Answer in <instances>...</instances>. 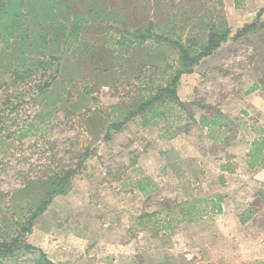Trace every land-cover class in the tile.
<instances>
[{"label": "rangeland", "instance_id": "rangeland-1", "mask_svg": "<svg viewBox=\"0 0 264 264\" xmlns=\"http://www.w3.org/2000/svg\"><path fill=\"white\" fill-rule=\"evenodd\" d=\"M29 1L35 11L23 18L32 30L28 39L30 53L22 54L25 48L15 35L9 50H4L0 44V238L4 233L12 234L15 223L26 222L31 217V212L46 196L54 174L75 170L71 191L56 196L47 211L35 220L32 231L26 234L28 242L35 247L48 249L61 238L67 240L64 233H71L70 239L80 247L76 264H80V260L85 264H96V260L102 264L98 261L111 256L115 258L106 263H115L120 252L133 255L136 248L137 258L141 257L144 259L141 263L146 264H161L169 255L172 264H185L186 253L195 255L194 260L201 264L206 254L209 255L208 246L213 251L208 258L211 264L254 263L255 254L264 257L261 251L264 250V214L259 218L255 212L259 183L264 182V174L254 178L245 172L246 166L230 158L229 163L238 166L236 171L225 174L227 186L217 185L213 190L211 184L225 155L221 157L219 152L213 163L199 164L190 158V163L185 164L192 172L190 184L178 183L171 174L161 175L151 183L141 181L144 185L161 184L148 201L163 199V210H166V203L173 201L171 197H177L178 203L189 197L196 199L193 201H213L221 194L226 196L223 211L212 214L211 203H203L199 206L200 218L196 223L181 222L183 212L178 209L174 215L161 212L160 216L151 221L146 219L140 225L123 211L130 188L137 189L135 180H130L128 174L138 164V155L148 146L147 142L150 145L156 142L161 128L154 123L156 120L144 125L146 119L138 116L122 130L111 131L110 138L106 139L112 123L122 121L131 106L135 108L142 100H147L158 85H165L166 77L175 70L168 65L177 68L178 51L166 42L158 43L153 39L139 45L140 40L133 32L151 27L154 34L181 40L198 50L207 40L212 23L219 29L227 25L233 35L237 26L256 21L258 12L264 9V0H241L240 7L236 0ZM29 8L26 6L21 12L26 15ZM81 13L87 21L72 33V21ZM257 23L256 33L223 44L210 59L201 61L198 66L201 72L210 75L197 80L194 91L181 90L180 98L185 103L211 105L217 110L228 104L234 115H239V100L245 87L261 78L259 70L264 68L254 50L256 43H264V14ZM41 27H46L44 34L48 43L45 45L39 42ZM35 30L38 33L33 34ZM130 40L134 44L130 45ZM44 54L48 60L52 58L54 65H60V72L55 85L38 96L39 86L49 82L57 68L53 66L46 73L42 66L33 67ZM16 67L21 71L24 67L34 68L37 72L33 70L16 81ZM165 69H169L167 73ZM255 70L258 76L252 73ZM195 104L193 109H197ZM177 110L169 113L174 125H177ZM184 115L180 122L182 127L193 126L195 121L187 109ZM190 142L196 145L195 136ZM156 151L153 147L145 151L144 155H149L147 161L158 162ZM191 151L190 155H195L196 151ZM201 165L205 171H211L209 177L201 175ZM189 189L196 192L185 191ZM116 211L120 212L115 214ZM243 213L252 214L254 222L250 219L247 224L242 223ZM110 218L117 220L115 225H120L113 230L112 239L97 241V236L107 229L104 224L111 223L107 221ZM165 218L172 221V228L165 227L163 222L159 227L155 224ZM161 227L167 233L175 230L177 235L178 229L189 236L179 256L177 244L183 245L184 238L179 237L177 241L175 234L162 238V234L167 235ZM65 228H69V232ZM109 248L117 252H109ZM37 256L35 253L17 255L5 262L33 264ZM123 258L121 256L119 264H125L127 259ZM261 261L264 264V260Z\"/></svg>", "mask_w": 264, "mask_h": 264}, {"label": "crops", "instance_id": "crops-1", "mask_svg": "<svg viewBox=\"0 0 264 264\" xmlns=\"http://www.w3.org/2000/svg\"><path fill=\"white\" fill-rule=\"evenodd\" d=\"M246 23L247 22H245L244 25ZM241 27L242 26L239 25L237 26V29ZM254 50H255V56L256 55L257 57L259 56L260 61L264 63V43L262 42L256 43V48ZM212 56L207 57L205 60L210 59ZM204 62L202 64H204ZM198 66L195 68L194 72L182 75L178 87L179 97L182 89H186V90L191 89L194 91L197 86V82H196L197 80H204V77H206V75L207 78L209 77L210 74L207 73L206 71L201 72L202 69L199 68ZM255 72L256 70L252 73L258 76L257 72L256 73ZM259 72L261 74L260 76L261 78H259L253 84L247 85L248 86L247 88L245 87V92L242 94L243 98L241 97V101L239 100V115H234L233 113L234 110L231 109V107L228 104L226 105L223 104V106L218 107L221 113H223L226 116L225 123L230 125V127L225 128L226 134L229 133L228 134L229 139L226 140V137H222V140H224V138L226 140L224 143H222L220 141L221 138L218 137L220 133L219 130H217V128L209 129L207 126L204 128L200 125L201 116L204 115L205 112L199 109L198 107H196L197 109H193V107L195 106H193L192 103L187 104L181 98L180 99L182 100V102H184L186 105L185 107L187 109L188 114L191 115L195 121V124L193 126H189L188 131L186 130L180 131V127L183 126V124H181L180 122H182L183 118L186 117V115H184L186 111L180 109L177 110V125H174L175 124L174 121L173 122L169 121V123H167L164 120V118L156 119V122L154 123L159 125L161 128V130H159L160 133L156 142L151 145L150 143L147 142L148 146L145 145L144 146L145 148L142 149L143 154L141 153L140 155H138L139 156L138 164L136 165L135 168L129 170L128 176L130 177V180L132 181L135 180L134 184L135 187L137 188L134 189L131 187L129 190L130 193L127 199L124 201L125 204L124 208H126V210L123 209V211L126 212L127 214L126 216L129 217L130 220H135L136 223H139L140 222L139 218L143 214L146 213L152 214L157 212L161 213L163 212V208H164L162 204L164 202L163 199L161 201H154L153 203H151L150 200L148 201V199L153 195V193L157 190V188H159L161 184L157 185L156 183H153V185H149V184L144 185L143 183L142 186L144 190H141L138 182L148 180L151 183L153 181H156V178L161 175L171 174L173 179H176V181L178 180V183L182 182V183L190 184L192 180L191 179L192 172L189 168L185 166V164L190 163V158H192V160L195 159L196 161H199L198 162L199 164L203 161L207 163L208 162L213 163L216 154L218 155V153L221 152V157L222 155H225L224 158L222 159V162L219 163V167H218L219 173L215 174L216 178H214V182H213L215 186L211 184L213 190L216 189L215 187L217 185H219L221 188L227 186L226 185L227 183H225V177H224L225 174H227L228 171L229 172L236 171L238 166L236 163L232 166L231 163H229L230 158L235 161L238 160L241 163V166L242 165L244 167L246 166L245 172L251 173L254 176V178H258L261 174H264V164L262 166H257L256 168L251 169L249 167V159H248V154L251 150L252 143L255 141V139H259L260 131L264 129V68L263 71L259 70ZM243 79L244 81L246 80L244 76ZM149 122L150 121L144 122V125L146 123H147L146 125L151 123ZM194 136H195L196 145L192 146L190 141ZM149 147H153L155 150H157L155 153V158L157 159L158 162L151 163L147 161L148 160L147 157L149 155H144V153L145 151L146 152L148 151ZM191 149H194L196 151L195 155H190L192 153ZM202 158H204V160ZM203 167L204 166L201 165L199 169L201 171V175L209 177L211 171L209 170L205 171V168ZM219 181L221 182V184L219 183ZM259 184H260L258 189L259 200L257 201L258 203L257 210H255V212L258 213L257 216H259L260 214L262 215L264 214V210H263L264 203L262 202L259 196L260 192L262 191V185H264V182L261 181ZM192 190L196 192V189H191V190L189 189L185 191H192ZM216 192L223 193V191H216ZM171 198H173L171 204L177 202L176 200L177 197L175 198L171 197ZM192 200H196V199L193 198L191 199L189 197L188 199H185V201L183 202L192 201ZM183 202L180 201L179 203H183ZM123 211H121V213H123ZM119 212L120 211H116L115 214H118ZM109 214H114V213L109 212ZM259 218H261V215L259 216ZM117 220H119L118 217ZM117 220L113 221L111 218L107 219V221L111 223L104 224V226L107 229H104L102 231L103 235L101 236L98 235L96 240L97 241L105 240L106 242L107 239L109 240L112 239L111 234L114 232L113 230H115L116 225H120V224L115 225L114 222H117ZM249 221H247L244 224H247ZM252 221L254 222L253 219H251L250 222ZM183 223H187V222H183ZM187 224H191V223H187ZM150 227L152 228V226ZM157 230L159 229L157 228ZM160 230H163V233L167 235L164 236L162 234L161 236L162 238L168 237L169 235H174L176 233L175 230L174 232L170 231L169 233H167V231H165L162 227ZM65 231L69 232V228H65ZM181 231L177 229V235L175 234V236H177V241L179 237L184 238L183 245L181 243L177 244V256H179L178 255L179 252L189 241V236L185 234L183 235ZM65 234L67 235V240L61 238L58 241L54 242L53 247L49 246L48 249L45 247H41V248L45 251V253L49 256V258L57 264H76L75 263L76 257H78V255L80 254L79 252L80 247H78V245L70 239L71 233L69 234L64 233V235ZM156 248L157 246H155V249ZM208 250H209V255L206 254L205 260L203 261L204 263L201 261V264H211L212 261H210L209 263L208 260V258L212 257L213 255L211 246H208L207 251ZM127 251H129V249H127ZM261 251L264 252V250ZM109 252H117V251L115 249L109 248ZM128 253L129 252L126 253L120 252L117 255L118 260L115 261V263L114 261L112 263H106L107 260H113L115 258L113 256H111V258L107 257L106 260L104 261L99 260L98 262H101L102 264H119L118 261H120L119 259L122 256L125 257V259L123 258V260L127 259L125 264H128L127 261H129V264H146L145 262L141 263V261H143L144 259H140L141 257H139V259L137 258V254H138L137 248L134 249L133 253H131L133 255H128ZM106 254L108 255L110 253H106ZM194 256L195 255L193 254L186 253L184 255V258H186V260L183 259L185 264H198V262L194 260ZM252 259L255 260L256 262L254 263L248 262L244 264H261L262 263L261 260H264V257H262L260 254H255V259L254 258ZM191 260H193V262H191ZM171 261L172 260L169 255V259L165 257V259H162L163 263L161 262V264H172ZM80 264H85L84 260H80ZM96 264H98L97 260H96Z\"/></svg>", "mask_w": 264, "mask_h": 264}, {"label": "trees", "instance_id": "trees-1", "mask_svg": "<svg viewBox=\"0 0 264 264\" xmlns=\"http://www.w3.org/2000/svg\"><path fill=\"white\" fill-rule=\"evenodd\" d=\"M241 0H236L237 7H240ZM30 6L28 12L23 14L21 12L22 8ZM35 8L32 7V4L29 0H0V44L3 45L4 50H9L12 46V39L14 35L16 38H19L21 41L23 48L22 54L26 55L30 53V45L29 37L31 36L32 30L28 25L25 24V17H29L30 14L34 13ZM61 13V12H60ZM62 14V13H61ZM264 14V9H261L258 14L256 21L251 23H246L241 28L237 29L236 33L232 35V29L226 25L225 28L219 29V27L212 23L210 26V32L208 34L207 40L198 47V50H194L188 45L181 42V40H174L165 36L164 34H154L151 27L144 28L142 30H138L132 33V35L140 40L139 45H144L148 39H153L156 42H166L176 51H178V62L177 68L174 66L168 65V68L175 70L168 74L166 77V83L160 84L157 86L154 93L150 94L149 98L146 100H142L135 108L132 106L127 110V113L122 121L112 123L108 128V133L106 135V139L110 138L111 131H120L126 125V123L132 121L134 118L141 116L143 119L147 121L156 120L159 118H164V120L169 123L170 121V112H174L175 109H180L186 111V105L180 99L178 95V87L179 82L183 74L192 73L195 71V68L201 63V61L209 56H212L216 51H218L223 44L228 43L229 41L239 40L243 37L248 36L250 33H256L259 29L257 21L260 20L262 15ZM24 17V18H23ZM85 14L81 13L75 16V20H73L72 33H75L76 30L81 29L83 24L86 23ZM51 26H48L50 28ZM262 27V26H261ZM46 27H41L38 31H40L39 42L41 45H45L48 43L46 34H44ZM48 30V29H47ZM36 31V32H35ZM33 34L38 33L35 30ZM130 33V32H129ZM130 45L134 44V41H128ZM191 43L193 41L190 39ZM17 43L15 39V44ZM40 45V46H41ZM44 55H40L37 58V64L34 63L33 67L37 69L42 66L47 73L50 71L53 66H56V70H54L51 74V80L44 85L39 86L40 93L38 96H42L44 92L50 88H52L57 82V74L60 72V65H54L51 61V57L48 60L44 57ZM56 58L53 59V61ZM35 61V60H31ZM24 64V63H23ZM29 69L24 67L21 71L20 68H15V80H21L22 76L25 77L27 73H31L33 70L37 72L35 69ZM169 69H165L168 71ZM167 75V74H166ZM195 104V103H193ZM199 109L205 112L204 115L201 116L202 127H208L209 129L219 130L218 137L221 138L220 141L224 143L229 138L226 137V127H230V125L225 123L226 116L221 113V111L216 109L211 105H202L195 104ZM172 112V113H173ZM172 115V114H171ZM224 121V122H223ZM189 130V126L180 127V131ZM177 133V130H176ZM226 137V140H222V137ZM249 159V167L251 169L256 168L257 166H262L264 164V129L260 131L259 139H255L252 143L251 150L248 154ZM77 171H64L62 173H56L50 178L48 191L46 192V196L43 200L37 204V208L31 212V217L26 222L15 223V231L12 234L4 233L3 237L0 238V264H6L7 261L13 260L17 257V255L24 254H37V258L33 259V264H57L53 262L49 256L45 253L43 249L37 248L34 245L30 244L27 240L26 234L30 233L33 229L35 220L42 214H44L48 207L53 202V199L59 195H66L72 189L71 179L74 175H76ZM143 183L139 182V187L141 190L143 189ZM262 202L264 203V185H262V191L259 194ZM226 199L225 195H216L213 201L209 200H197V201H186L183 203H174L168 204L167 209L163 210L162 213L166 211L167 215H174L175 211L181 209L183 212L181 222L187 223H196L200 218V209L199 206L203 203H211V213H221L223 211L222 204ZM161 213H152V214H143L139 220V224L143 225L144 220L149 219L151 221L152 218L160 216ZM241 216V222L246 223L252 217V214L249 216H245L246 213ZM6 220V219H4ZM164 223L165 227L172 228V221L167 218L160 220L155 223L160 226L161 223ZM133 229H129L131 232ZM6 261V262H5Z\"/></svg>", "mask_w": 264, "mask_h": 264}]
</instances>
